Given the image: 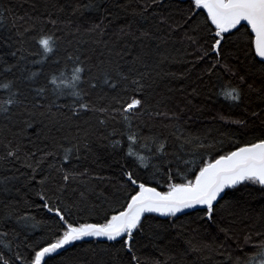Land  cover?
<instances>
[{"label": "snow or ice", "instance_id": "snow-or-ice-1", "mask_svg": "<svg viewBox=\"0 0 264 264\" xmlns=\"http://www.w3.org/2000/svg\"><path fill=\"white\" fill-rule=\"evenodd\" d=\"M173 5L174 14L160 12L157 27L167 26L170 35L181 33L187 41L191 52L186 48L185 54L194 57L188 61L193 67L200 66L197 81L205 99L245 107L248 113L246 98L255 94L264 105V0H142L134 14L146 18ZM82 10L100 13L85 35H99L95 42L104 43L105 24L113 15L109 7L104 0H88L71 14ZM4 11L11 9L0 16ZM71 25L48 11L39 26L17 29L19 46L9 53L15 63L0 62V168L11 173L3 177L0 191L10 194L7 185L16 181V194L25 190L20 196L25 207L48 214L37 222L35 216L20 215L15 205H4L0 264H141L137 249L144 239H163L193 213L217 223L218 212L233 208L232 193L241 187L264 192V130L251 136L229 131L218 141H209L208 131L180 132L183 109L169 108L170 97L156 98L158 83L148 71L147 54L125 60L116 52L113 59L109 49L93 59L82 48L87 41L79 37V26L73 31ZM73 42L69 50L65 44ZM191 94L200 93L193 88ZM262 113L264 108L248 114L264 122ZM145 116L171 126L169 136L145 134ZM38 123L47 129L42 146L27 135ZM230 123L248 127L246 118ZM93 138L119 157L116 175H94L76 163L91 153ZM136 144L145 151H136ZM236 217L233 210L220 226L229 238ZM39 223L45 228L36 235ZM78 243L91 244L94 258L65 255ZM226 264H264V231L245 233Z\"/></svg>", "mask_w": 264, "mask_h": 264}, {"label": "trees", "instance_id": "trees-1", "mask_svg": "<svg viewBox=\"0 0 264 264\" xmlns=\"http://www.w3.org/2000/svg\"><path fill=\"white\" fill-rule=\"evenodd\" d=\"M104 2L113 15L111 23L105 24L106 31L102 37L104 43H96L95 41L101 40V37L99 35L87 36L85 29L100 21V13L93 10H82L75 15L71 14L77 4H87L88 0H0V6H2L0 11L11 9L10 13L4 11L0 16V21H2L0 22V62L15 63V58L9 53L19 46L16 43L17 29L23 31L24 28L33 24L39 26L41 19L46 18L47 12L51 11L61 21L70 19L73 31L79 26V37L87 41L82 45V48L87 54L92 55L93 59L100 52L107 55L109 49L113 50V59H118L115 56L116 52L123 53L125 60L147 54L145 59L150 65L148 71L152 72L158 83L156 98L170 97L169 108L176 111L183 109V112L180 113V132L199 134L202 131H208L209 141L213 138L218 141L223 138L221 134L229 131L246 132L251 136L264 130L262 119L253 118L248 114L251 110L259 111L264 108L255 94L246 98L245 106L248 113H246L245 107L230 108L223 101L213 102L205 99L206 90L197 81L200 66L193 67L188 61L193 60L194 57L185 54L186 48L188 52H191L187 41L183 40L181 33L170 35L167 26L162 29L157 27L160 12L173 11L174 14V5L171 9H158L156 15L142 18L134 14V10L142 0H104ZM53 3L56 4L55 8L51 7ZM116 3L126 4L128 7L126 10L117 8L114 6ZM47 27L51 28V25H47ZM58 27H64V24L58 25ZM27 46L26 44L25 47ZM65 46L69 50H73L75 42L71 45L66 43ZM30 67L35 71L38 66L30 65ZM137 67H141L143 70L142 65L138 64ZM193 88H196L200 94H191ZM188 100H191L190 104ZM261 115L264 117V113ZM242 118H246L248 121L246 129H239L236 124L230 123V121ZM144 121L146 122L145 134L151 130L153 133L167 137L172 131L171 126L165 128L159 120H152L145 116ZM3 124L4 122L0 121V128H3ZM37 133H39V137L36 135ZM46 134L47 129L41 123L27 130V135L35 140L38 146L43 145L42 138ZM93 141L91 153L82 154L81 160L76 163L81 167L87 166L94 175H116L115 170L119 168V164L115 163V160L119 157H112L105 148L95 142V138ZM169 144L171 145V138ZM127 147L128 142L125 138V150ZM133 147L138 152L145 151L141 149L140 144ZM219 147L221 145L217 144V148ZM222 147L227 150V139ZM212 154H216V149L212 150ZM96 157L98 159L93 162ZM6 175L10 176L11 173L0 168V189L4 186L3 177ZM7 186L11 189V193L0 191V214L7 211L4 207L5 204H12L15 205V209L19 211L20 215L27 214L29 218L35 216L37 222L42 221L48 215L42 209L25 207L23 200L20 199L25 190L21 189L20 194H16V188L20 186L18 182L9 181ZM237 202L244 206L243 209L237 206ZM230 203L233 208L220 210L216 217L217 223L200 220L193 213L191 217H182L181 221L177 222L178 227L169 229L163 239L155 242L144 239L137 249L141 264H226L228 253L235 250L237 240L243 241L245 233L250 229L264 231V219H261V213H264V192L260 191L258 186L250 185L239 188L232 193ZM233 210L237 213V217L235 223L231 225L232 231L229 238L220 230V226L228 223L227 218H230ZM44 228L45 223H39L35 234L39 235L40 230ZM255 236L256 231H253L254 239ZM91 247L92 245L89 243H78L74 248H70L65 255L79 252L86 255L88 259H93V253L88 251Z\"/></svg>", "mask_w": 264, "mask_h": 264}]
</instances>
